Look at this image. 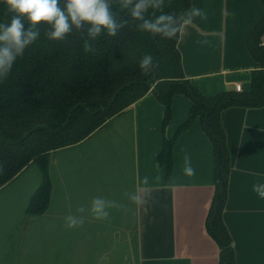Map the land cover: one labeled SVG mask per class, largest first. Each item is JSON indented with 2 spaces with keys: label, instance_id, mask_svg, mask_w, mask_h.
Here are the masks:
<instances>
[{
  "label": "trees",
  "instance_id": "1",
  "mask_svg": "<svg viewBox=\"0 0 264 264\" xmlns=\"http://www.w3.org/2000/svg\"><path fill=\"white\" fill-rule=\"evenodd\" d=\"M72 1L86 38L61 0H0V188L36 165L40 182L25 214H44L53 189V152L86 140L149 92L164 107V132L174 96L183 95L190 101L188 116L172 138L163 136L157 162L167 180L178 136L199 119L214 159L206 229L218 247V264H236L223 220L230 157L221 113L264 106V0L246 37L257 64L249 87L214 95L202 93L182 67L177 43L190 0Z\"/></svg>",
  "mask_w": 264,
  "mask_h": 264
},
{
  "label": "crops",
  "instance_id": "2",
  "mask_svg": "<svg viewBox=\"0 0 264 264\" xmlns=\"http://www.w3.org/2000/svg\"><path fill=\"white\" fill-rule=\"evenodd\" d=\"M190 1L177 43L185 76L205 95L233 90L236 84L247 89L250 72L257 64L247 50L246 37L263 14L259 0ZM189 108L185 96L175 95L170 121L162 132L164 107L149 92L86 140L61 149L89 145L95 150L100 143L87 142L96 134L109 130L123 140L128 132L130 186L117 196L122 216L115 229L120 239L129 242L135 264H218V247L206 229L214 193L213 149L199 119L178 136L167 180L157 162L163 136L173 137ZM221 122L230 157L223 220L232 238L236 264H262L264 106L225 109ZM110 123L112 128H108ZM93 163L96 158L89 156L65 160L64 185L68 197L80 184L83 197L96 198L97 207V198L106 194L99 189L98 178L89 179L97 177L98 170L90 172L93 176L85 171V166ZM80 167L81 182L76 170ZM87 182L91 184L87 186ZM113 195L110 192L108 197Z\"/></svg>",
  "mask_w": 264,
  "mask_h": 264
},
{
  "label": "rangeland",
  "instance_id": "3",
  "mask_svg": "<svg viewBox=\"0 0 264 264\" xmlns=\"http://www.w3.org/2000/svg\"><path fill=\"white\" fill-rule=\"evenodd\" d=\"M127 134L122 140L104 130L87 142L100 143L95 150L86 145L52 153L49 172L53 189L50 205L42 215L25 214L30 195L40 182L36 165H28L0 188V264H135L129 242L120 239L115 229L122 216L117 196L130 186ZM88 156L96 158V163L85 166V171L93 176L90 172L98 170V176L89 179L98 178V187L106 194L97 198V207L96 198L83 197L80 184L68 197L65 194V160ZM82 168L76 169L80 182ZM110 192L114 197H108Z\"/></svg>",
  "mask_w": 264,
  "mask_h": 264
},
{
  "label": "water",
  "instance_id": "4",
  "mask_svg": "<svg viewBox=\"0 0 264 264\" xmlns=\"http://www.w3.org/2000/svg\"><path fill=\"white\" fill-rule=\"evenodd\" d=\"M61 1L66 6L70 14L73 16L83 37L86 38L88 36L87 28L84 19L81 16L76 4L72 0H61Z\"/></svg>",
  "mask_w": 264,
  "mask_h": 264
},
{
  "label": "built area",
  "instance_id": "5",
  "mask_svg": "<svg viewBox=\"0 0 264 264\" xmlns=\"http://www.w3.org/2000/svg\"><path fill=\"white\" fill-rule=\"evenodd\" d=\"M261 41L264 42V35L262 36ZM234 89L236 91H241L242 90V87H241L240 84H236L235 87H234Z\"/></svg>",
  "mask_w": 264,
  "mask_h": 264
}]
</instances>
